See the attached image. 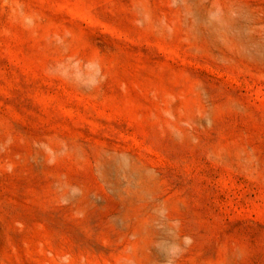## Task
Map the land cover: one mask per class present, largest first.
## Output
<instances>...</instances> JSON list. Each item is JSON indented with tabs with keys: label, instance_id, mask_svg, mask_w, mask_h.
Returning a JSON list of instances; mask_svg holds the SVG:
<instances>
[{
	"label": "rangeland",
	"instance_id": "1",
	"mask_svg": "<svg viewBox=\"0 0 264 264\" xmlns=\"http://www.w3.org/2000/svg\"><path fill=\"white\" fill-rule=\"evenodd\" d=\"M0 264H264V0H0Z\"/></svg>",
	"mask_w": 264,
	"mask_h": 264
}]
</instances>
